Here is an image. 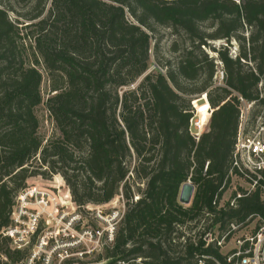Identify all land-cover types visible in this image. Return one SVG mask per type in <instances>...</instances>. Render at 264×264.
Returning <instances> with one entry per match:
<instances>
[{
    "label": "trees",
    "instance_id": "16d2710c",
    "mask_svg": "<svg viewBox=\"0 0 264 264\" xmlns=\"http://www.w3.org/2000/svg\"><path fill=\"white\" fill-rule=\"evenodd\" d=\"M17 1L31 9L13 19L0 0V264L29 255L13 249L4 232L20 193L36 185L38 156L64 175L81 211L110 202L120 189L126 198L114 244L89 262L194 264L205 242L191 222L204 220L209 229L264 212L259 190L234 191L236 206L220 204L232 183L239 96L254 102L249 125L264 110V0ZM160 26L176 36L174 59L160 56ZM204 96L211 117L197 138L194 101ZM42 105L56 127L47 142ZM187 182L195 186L189 205L180 202Z\"/></svg>",
    "mask_w": 264,
    "mask_h": 264
},
{
    "label": "built area",
    "instance_id": "2783aa9c",
    "mask_svg": "<svg viewBox=\"0 0 264 264\" xmlns=\"http://www.w3.org/2000/svg\"><path fill=\"white\" fill-rule=\"evenodd\" d=\"M259 87L263 98V82ZM239 99L242 102L241 123L229 176L246 184L241 186L243 191L236 190L237 197L256 190L264 195V110L255 125H249L254 102L247 103L241 96ZM35 195L48 194L25 188L13 208L12 225L4 232L12 239L13 249L30 250L21 264H65L68 261H74L72 264H105L109 261L89 262L92 256L114 244L126 209H112L107 213L98 210L93 217L95 225L83 212H77V209L70 212L58 205L50 209L52 211L35 210L26 219L28 205L25 200ZM237 197L231 198L229 206H236ZM222 201L223 198L220 204ZM217 206L218 209L225 207ZM190 225L197 227L199 237L205 242L203 250L195 255L194 264H264V212H254L241 221L225 224L216 221L209 229L204 220L193 221ZM183 229L186 233V226ZM111 264L153 263L143 257H117Z\"/></svg>",
    "mask_w": 264,
    "mask_h": 264
},
{
    "label": "rangeland",
    "instance_id": "374dc122",
    "mask_svg": "<svg viewBox=\"0 0 264 264\" xmlns=\"http://www.w3.org/2000/svg\"><path fill=\"white\" fill-rule=\"evenodd\" d=\"M3 2H4L3 4H5L3 6L6 9H8L9 14L13 19H16L18 17L22 18L31 9V3L30 4L20 3L17 0H3ZM246 34L247 35L249 34L248 31H246ZM156 38L157 39L160 38L161 40L160 50H159L161 58L174 59L176 57V54L173 53L170 49H171L172 42L176 39V36L172 33L171 29L164 27V26H160L158 28V32L156 33ZM177 39L180 42H182V38H177ZM230 51L232 55L238 54L239 43L237 42V40L232 41ZM210 53L213 55L212 51H210ZM41 70L44 74L43 95H44V98L47 99L51 92L50 86H49L46 72L44 71L43 68H41ZM221 71H222V67L221 65H219L218 73L216 76V82L218 84H222V72ZM194 105L196 106V114H195L194 119L191 122V132L194 135L199 136L209 126V120L211 117L210 116L211 107L208 103L206 96L198 100H195ZM38 115L41 121L40 122L41 123L40 133L46 139V142H47V140L55 134V129H56L55 122L50 117V114L45 105H42L38 109ZM34 169L41 172L38 174H33L34 177H38V178H35L36 185L31 184L27 186L26 188H29L35 191H43V192H46L48 195L47 196L46 195L45 196L35 195L34 198L29 196V198L25 200V203H26L25 205H28L27 206L28 216L26 215V219H28L31 215V212H35V210H37V212L45 211V209H47L48 211H52L50 209H53L55 205H58L59 208L69 210L70 212H72L74 209H77V212L81 211L79 210L78 205L74 202L72 191L70 190L71 187L69 186L64 175L61 172L51 173L48 169V164L47 163L43 164L39 156L34 163ZM133 181H134V177L132 176L131 182ZM138 183L141 185V188H144V184L141 180H138ZM242 185H246V184L244 182L239 181L238 179L233 178L230 187L224 193L222 203L231 200L233 192L236 190H240V187ZM137 188H138L137 184L136 185L134 184V189L136 192H137ZM65 189H67L66 190L67 197L60 194ZM137 194L139 195V193ZM138 195L135 197V199L138 198ZM60 198L63 200L62 202ZM126 204H127L126 198L123 195L122 190L120 189L119 194H117L110 202L106 204H102V205L88 204L86 208H83L84 211H81V212H83V214H85L88 217L92 225H95L93 217H94V214L98 210H101L105 213L110 212L112 209L122 210V209H126V206H125ZM103 251L104 250H102L101 252ZM95 257H96V254L92 256L93 259ZM0 260L5 261V259L1 257V255H0ZM9 263L21 264L20 261H14V262L9 261Z\"/></svg>",
    "mask_w": 264,
    "mask_h": 264
},
{
    "label": "water",
    "instance_id": "95a60500",
    "mask_svg": "<svg viewBox=\"0 0 264 264\" xmlns=\"http://www.w3.org/2000/svg\"><path fill=\"white\" fill-rule=\"evenodd\" d=\"M194 191H195V186L191 182L185 183L181 190L180 202L182 204L189 205L192 201Z\"/></svg>",
    "mask_w": 264,
    "mask_h": 264
}]
</instances>
